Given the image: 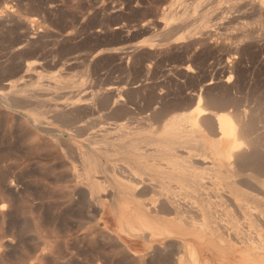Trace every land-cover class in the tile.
I'll use <instances>...</instances> for the list:
<instances>
[{"label": "bare ground", "instance_id": "6f19581e", "mask_svg": "<svg viewBox=\"0 0 264 264\" xmlns=\"http://www.w3.org/2000/svg\"><path fill=\"white\" fill-rule=\"evenodd\" d=\"M203 1L192 0L182 8L172 5L166 16L176 23L171 22L163 41L151 39L131 50L115 49L121 60L136 61L146 72L159 51L165 53L168 72L177 77L168 82L177 92L166 97L149 94L154 102L150 104L155 105L153 118L175 109L184 112L157 130L148 125L110 124L103 116L101 109H109L113 118L131 114L128 83L100 80L96 87L91 81L85 93L65 94L64 101L54 96L60 101L54 104L47 102L43 92L41 98L46 100L38 99V90L46 85L35 86L34 81L20 86L11 80L0 89V109L19 112V126L39 136L48 135L58 148L48 149L64 158L70 200L86 217L91 243L99 232L108 233L119 256L129 259V264H264V0H212L217 5L203 12L200 8L196 16ZM35 33L28 42L37 38ZM19 55L11 68L31 77L37 65L24 63ZM61 77L51 76L44 91L56 93L73 86ZM150 79L132 83L135 92H145ZM85 83L86 78L80 81ZM96 115L90 117L91 122L88 118L90 126L56 125L85 124L84 117ZM83 136L87 144L78 143L77 138ZM2 140L0 223L15 208V192L27 194V198L21 195L20 207L36 218L41 184L30 179L22 190L19 184L24 177L34 176L37 170L32 163L42 151L27 145L22 153L16 144L19 141ZM4 236L9 235L2 228L0 248H6ZM50 249L46 245L40 253Z\"/></svg>", "mask_w": 264, "mask_h": 264}, {"label": "rangeland", "instance_id": "374dc122", "mask_svg": "<svg viewBox=\"0 0 264 264\" xmlns=\"http://www.w3.org/2000/svg\"><path fill=\"white\" fill-rule=\"evenodd\" d=\"M191 1L192 0H0V15H2L0 16V89L4 90L3 84L11 80V82L14 80L15 83H18L20 86H22L23 83L25 85L26 83L34 81L35 86L36 84H39L40 86L46 85L44 86V89L38 90V99L46 100L47 98L48 103L54 104L64 101L66 95L71 96L74 93H85V91H87L86 89H90L89 85L91 84V81L96 87L100 80L101 83L108 84L113 83V81L120 85L128 83L129 87L133 89L130 88L128 94L129 98L127 100L130 102L131 114H125L113 118L111 116L112 112L109 109H101L100 111L102 113L104 112L103 116L106 115L107 122L114 125L127 124V126L131 125V127L148 125L154 126V129H159L175 116H179L180 113L182 114L184 112L182 109H175L168 113L163 112V116L159 117V119L153 118L154 112L152 111H154L153 108L155 105H151L154 104V102L151 100L152 98L150 99L149 94L152 95L151 93L154 92V95L163 93L162 95L166 97L173 92H177V89L171 88L174 85L169 83L173 78L176 80L177 77L168 72L169 62L167 57H165L166 55H164L165 53L159 51L160 53L156 56L155 64L152 65L149 72H146V70L144 71L136 61H128V59L121 60L120 53L115 51V49L120 50L122 48L131 50L133 47L140 45L143 42L146 43V41H152L151 39H158L159 41L162 38L160 42L163 41L164 32L169 29L172 23H176L169 20L166 16L169 8L172 5V7L182 8L185 4ZM207 1L211 2L212 0H204L203 3L205 4H202L204 5L203 7H199V12L197 11L195 13L196 16L201 13L200 8L203 12L212 6L217 5L216 2H213L214 5L212 2L206 4L208 3ZM221 5L223 6L225 4ZM203 8L206 9L204 10ZM193 20H190V22H193ZM33 31L37 32L35 33L37 34V38L28 42V38L34 34ZM21 44H24V48L21 47ZM18 55L21 56L24 63H34L37 65V68L33 71L34 74H32L31 77L24 73H16L14 67L11 68V65L17 61L16 59L18 58ZM84 71H86V74H82ZM55 75L62 76L61 78L66 80L69 79L68 81L72 82L73 86L63 88L56 93L52 91V89H49L48 92L44 91L45 88H47V84L45 83L51 84L50 77ZM91 75H94L96 78ZM145 75L147 76L145 77ZM148 75H150L152 79H150ZM113 77L114 79H112ZM84 78H86V83L81 85L80 81ZM146 78L150 79V87H146L145 92L142 91L141 93L140 91L139 94H137L133 88V84L139 80L146 81ZM38 80H41L40 83H38ZM74 81L78 82L76 83ZM83 90L84 92H82ZM42 92L44 93L43 96L46 97H43L44 99L41 98ZM60 95L63 98L65 96V98L62 99ZM48 96L50 98L52 97L54 101L52 99L51 101ZM54 96L55 98L60 97V101H55ZM157 110H160V108L158 107ZM0 111V146L3 142L2 139H5L6 137L10 140L14 139V143L19 141L16 144L18 145L17 147L19 151L22 153L28 149L27 145L29 147L35 146L42 151V155H40L42 158L39 156L40 159L38 158V161L32 163L33 165L36 164L34 165L36 168L33 166V169L35 171L37 170L34 172V176H27L28 178L24 177L19 184V190H22L23 186L28 184V181L30 182V179L32 180L31 182L39 180L37 182H40L41 185L38 184V196L41 197H39V206H41L36 212L37 215L35 214L36 218H34L29 210V213L27 214L28 211L25 213L22 207H20L22 201L21 195L23 198H27V194L24 195V192L22 194L20 193L21 195L18 196L19 194H16L15 192V195L17 196L15 197L14 202L16 204L14 203L13 206L16 209L13 207L10 208L12 211L10 210L8 212L9 217L7 216L5 218L4 224L0 223V230L3 228V231H7L9 235L2 237L5 238L3 241L6 248H0V264H98L97 262L99 261L102 264H129V259L126 261L122 259L121 255L119 256L118 249L113 242L114 240L108 233L106 235V233L101 232V234L99 232V234L96 235L95 242L93 244L91 243L89 233L87 235L88 226L85 224L86 217L81 213L79 214L78 207L72 200H70L71 195L70 190H68L69 182L65 175V160L61 154H56V152L51 151L53 149L55 151L58 148L52 144L53 142H51L49 136H39L35 132L29 131L25 126H19L21 123L16 116L19 112L7 108L4 109L2 107ZM101 112L100 114L97 113V115H102ZM7 114H9V116ZM97 115L86 116L87 118L84 117L85 119H83V121L88 122V118L97 117ZM89 120L90 122L92 121L91 118ZM1 121H3V123ZM11 121L12 123L14 122V125ZM86 122L85 124L79 121L74 122L75 124H73V122L56 123V125L62 126L63 124L64 126H75L77 124L78 126H90V122H88V124ZM11 127H13V129H11ZM2 134H5L3 138ZM20 134H22V137H20ZM15 135H17L18 138ZM42 136H45L46 139L40 138ZM85 137L86 136H83V138H77L78 143L87 144ZM33 138H35V141ZM25 141L26 143H24ZM41 143L43 145L42 148H40L42 146ZM47 145L49 146L47 147ZM43 148L52 149H45V151ZM48 158L51 159V161H49ZM46 159H48L49 162ZM45 163H47V166ZM37 177L39 179H35ZM80 215H82L83 218H81ZM0 221H3V219L1 218ZM9 238H11V240ZM97 238H101V241ZM95 244L98 245L95 247ZM46 245L51 249L49 252L41 254V248ZM90 245L96 249L94 250ZM3 248L4 250L6 249V251H3ZM90 248L93 249V252L91 253ZM104 251L106 252L105 254ZM91 255L93 258H91ZM105 255L107 259L105 258ZM95 258L99 261L95 260ZM123 261L125 263H123Z\"/></svg>", "mask_w": 264, "mask_h": 264}]
</instances>
